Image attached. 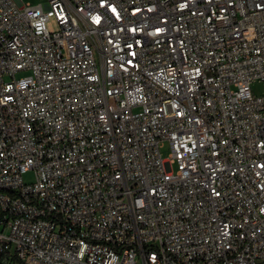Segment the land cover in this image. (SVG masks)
I'll return each mask as SVG.
<instances>
[{"label":"built area","instance_id":"obj_1","mask_svg":"<svg viewBox=\"0 0 264 264\" xmlns=\"http://www.w3.org/2000/svg\"><path fill=\"white\" fill-rule=\"evenodd\" d=\"M255 81L264 0H0V253L264 264Z\"/></svg>","mask_w":264,"mask_h":264},{"label":"rangeland","instance_id":"obj_2","mask_svg":"<svg viewBox=\"0 0 264 264\" xmlns=\"http://www.w3.org/2000/svg\"><path fill=\"white\" fill-rule=\"evenodd\" d=\"M26 3H30L34 6L39 4V0H24ZM48 30L51 33L58 32L60 30L58 23L55 19H51V21L47 25ZM252 92L254 96L261 97L264 96V84L260 81H255L251 84ZM32 179V176H27L26 180ZM9 264H15L14 262H10Z\"/></svg>","mask_w":264,"mask_h":264},{"label":"trees","instance_id":"obj_3","mask_svg":"<svg viewBox=\"0 0 264 264\" xmlns=\"http://www.w3.org/2000/svg\"><path fill=\"white\" fill-rule=\"evenodd\" d=\"M10 262H15V260H11L5 254L0 253V264H9Z\"/></svg>","mask_w":264,"mask_h":264}]
</instances>
